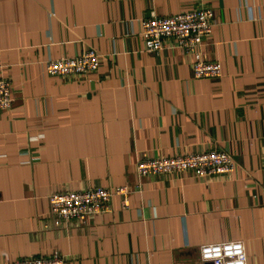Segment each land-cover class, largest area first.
Wrapping results in <instances>:
<instances>
[{
	"label": "crops",
	"instance_id": "1",
	"mask_svg": "<svg viewBox=\"0 0 264 264\" xmlns=\"http://www.w3.org/2000/svg\"><path fill=\"white\" fill-rule=\"evenodd\" d=\"M213 9L200 49L220 76L164 40L145 50L141 19ZM99 53L84 75L45 61ZM0 264L58 250L65 264H211L206 242L241 240L264 264V0H0ZM226 149L230 172L137 175L136 162ZM140 183L123 205L56 225L49 194Z\"/></svg>",
	"mask_w": 264,
	"mask_h": 264
},
{
	"label": "built area",
	"instance_id": "2",
	"mask_svg": "<svg viewBox=\"0 0 264 264\" xmlns=\"http://www.w3.org/2000/svg\"><path fill=\"white\" fill-rule=\"evenodd\" d=\"M214 12L210 6H198L170 15H156L141 19L140 34L145 50L157 52L164 40L172 39V45L182 48L193 56L194 77L220 76L218 60L205 59L201 45L209 35ZM99 53L94 48L82 49L71 56H61L45 61V70L51 75H84L97 69ZM12 105L10 80L0 77V109ZM264 162V158H263ZM233 158L226 149L212 148L201 151L161 156H142L136 162L137 175L191 170L197 176L210 178L232 170ZM141 184L116 185L114 187L88 186L81 190L55 191L49 194L50 213L53 223L58 225L69 219L84 223L88 217L106 211L114 195H120L123 205L128 204V194L140 191ZM199 255L211 264H247V255L241 240L206 242L200 245ZM10 264H65V257L58 250L49 255L28 256Z\"/></svg>",
	"mask_w": 264,
	"mask_h": 264
}]
</instances>
